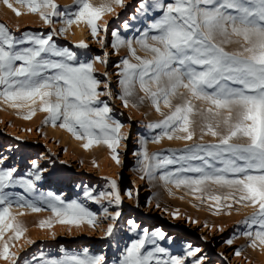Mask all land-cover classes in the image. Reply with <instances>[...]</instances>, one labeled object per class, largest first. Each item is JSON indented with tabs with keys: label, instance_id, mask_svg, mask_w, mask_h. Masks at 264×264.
<instances>
[{
	"label": "snow or ice",
	"instance_id": "6c2138e0",
	"mask_svg": "<svg viewBox=\"0 0 264 264\" xmlns=\"http://www.w3.org/2000/svg\"><path fill=\"white\" fill-rule=\"evenodd\" d=\"M4 2L9 8L13 7L9 0ZM18 2L28 4L30 11L38 12L49 24L53 23V17H63V23L68 26L76 21H86L93 36L101 30L106 31L97 21L104 12L113 10L111 5L94 7L89 0H76L74 11L59 10L54 0ZM115 3L124 7L123 0H115ZM156 7L162 15L135 41L151 54V59L138 56L132 41L113 33L116 42L112 47L127 46L139 61L122 60L120 84L123 91L119 99L125 106L129 98L143 103V97L135 93L138 83L156 110L160 111L161 102L171 106V98L180 94V89H186L192 99L207 105L205 109L198 110L206 121L204 128L220 139L218 143L195 144L178 150L179 154L174 152L167 156H150L146 147L148 141L145 140L139 171L154 179L157 171L177 165L173 171H165L160 178L177 187H193L194 191H202L204 186L214 184L232 190L229 196L235 197L239 193L238 202L258 206V211L244 222L248 229L244 234L254 237L253 245L256 241L264 245V0H170L166 4L157 3ZM14 11L21 14L16 9ZM64 31L66 29L60 30L61 33ZM149 31L153 34L149 35ZM56 34L53 29L46 36L17 37L0 23V97L33 103L39 97L43 102L41 110L50 114L49 120L53 125L60 121L59 126L73 132L77 139L86 137V149L103 141L115 154L116 162L120 163L117 146L125 139L120 134L123 125L112 119V109L99 99L104 93L99 91L101 81L94 75L95 61L81 62L75 52L59 48L53 40ZM233 37L242 38L240 51L229 52L222 46L240 42ZM25 44L29 46L22 47ZM77 47L87 49L88 45L81 41ZM96 59L100 60L99 57ZM100 62L107 63L106 60ZM153 84L156 90L151 87ZM107 94L110 96L111 91ZM192 99L184 98V102L176 105L165 119L148 125L150 130H161L152 138L153 142H159L162 137L194 138L190 130L195 124L191 117L196 114ZM13 106L22 105L14 103ZM221 125L224 131H218ZM96 129H99V135ZM175 133L185 135L174 136ZM234 140L245 142L235 143ZM33 167L40 168L38 164ZM13 173L12 169H0V239L7 231H14L12 239L23 234L22 226L15 222L16 218L11 213L14 203L34 212L42 210L37 203L16 201L8 194L6 189L17 183ZM35 179H40L38 173ZM23 184L28 191H35L32 180L23 181ZM111 188L114 191L99 193L95 197L91 192L85 195L98 204L103 198L111 197L109 204L119 206L122 201L116 180L111 181ZM210 199L219 203L221 196L212 195ZM45 203L62 224L78 225L83 221L94 224L97 219L82 204L66 203L58 196L46 197ZM119 217V211L111 216L113 223L107 227V236L113 235L115 221ZM129 223L132 231L139 228L134 222ZM141 232L142 238L131 241L124 248L119 264H185V258L178 256L163 258L167 255L166 249L157 245L155 239L156 236L165 239L163 232L155 233L153 238H149L146 229ZM148 244L155 247L149 250ZM199 252V248L190 249L186 257H194L193 264H203V259L197 255ZM9 254V244L5 242L3 258L8 259ZM236 254L239 255L240 250ZM54 264H104V257L90 256L85 251L83 255H70Z\"/></svg>",
	"mask_w": 264,
	"mask_h": 264
},
{
	"label": "rangeland",
	"instance_id": "374dc122",
	"mask_svg": "<svg viewBox=\"0 0 264 264\" xmlns=\"http://www.w3.org/2000/svg\"><path fill=\"white\" fill-rule=\"evenodd\" d=\"M89 2L96 7L111 5L113 9L104 12L97 21L101 29L106 28V31L101 30L97 36L92 35L91 26L86 21H76L68 26L63 23V17H53V23L49 24L38 12L30 11L26 3L9 0L13 6L9 8L4 0H0V23L6 25L15 36H46L55 29L57 34L53 36V40L59 48L75 52L81 62L95 61L94 75L101 81L99 91L104 93L99 99L112 109V119L123 125L120 134L125 137L117 146L120 159V163H117L113 158L115 154L103 141L86 149V137L77 139L73 132L59 126L60 121L53 125L49 120L50 114L41 110L43 102L39 97L34 103L8 101L0 97V169L14 170L13 175L17 181L6 191L16 201L34 202L42 208L41 211L34 212L29 207L13 204L11 213L16 218L15 222L22 226L23 234L18 239H12L14 231L4 233L3 239H0V263L13 264L15 261V264H54L62 262L67 256L83 255L87 251L90 256H103L104 264H119L124 248L131 241L142 238L141 230L146 229L149 238H153L157 232L165 234L163 240L155 237L157 245L166 249L164 259L178 256L185 258V264H193L195 258L186 257V253L190 249L199 248L197 255L203 259V264H264V245L259 241L253 245L254 237L244 234L248 230L244 222L258 211V206L238 202L239 193L235 197L229 196L232 190L214 184L204 186L202 191H194L193 187H177L160 178L165 171H173L177 165L157 171L154 179L139 171L145 140L148 141L146 147L150 156H167L174 152L179 154L178 150L195 144L218 143L220 139L219 136L207 133L204 128L206 121L198 110L205 109L207 105L192 99L186 89H180L179 93L182 95L171 98V106H165L161 102L160 111L156 110L150 97L140 89L138 83L135 93L136 96L143 97V103L138 102L140 107L135 111L136 114L131 113L124 101L119 99L121 94L118 79L121 77L122 60L127 58L132 63L139 61L132 56L127 46L115 49L112 47L116 42L113 33H118L121 39L132 41L138 56L151 59V54L135 41L162 15L156 4H166L170 0H123L124 7L116 4L115 0ZM54 3L61 11L76 10V0H54ZM14 9L21 14L17 15ZM61 29L66 31L61 33ZM151 34L153 33L149 31V35ZM232 39L240 42L222 46L229 52L240 51L242 38ZM81 41L88 45L87 49L77 47ZM26 46L29 45H22ZM98 57L107 63H101L96 59ZM151 87L156 90L155 84ZM108 91H111L110 96ZM184 98L192 99L196 112L191 117L195 124L190 129L194 138L185 140L162 137L159 142H153L152 138L161 130H150L148 125L165 119L176 105L184 102ZM14 103L22 106L14 107ZM29 116L30 118H26ZM218 131H224L222 125ZM96 133L99 135V129H96ZM83 152L92 153V156L83 160ZM34 164L40 166L39 170L33 167ZM37 173L40 175L39 180L35 179ZM26 180L35 183L34 192L26 189L23 184ZM112 180L117 181L120 191L122 202L119 206L109 204L111 197L103 198L98 204L85 195L86 192H91L95 197L99 193L114 191L111 188ZM212 195L221 196L219 203L210 199ZM51 196H58L66 203L82 204L97 217L95 223H59L45 203V198L50 199ZM116 211L120 212V217L115 221V231L112 236H107V227L113 223L111 216ZM190 212L204 213L207 217L193 216ZM211 218L215 221L211 222ZM130 221L139 228L132 231ZM229 240L232 242L228 243ZM5 242L9 244L8 259H4L2 255ZM146 247L151 250L155 245L148 244ZM237 250H240L239 255L236 254Z\"/></svg>",
	"mask_w": 264,
	"mask_h": 264
},
{
	"label": "bare ground",
	"instance_id": "6f19581e",
	"mask_svg": "<svg viewBox=\"0 0 264 264\" xmlns=\"http://www.w3.org/2000/svg\"><path fill=\"white\" fill-rule=\"evenodd\" d=\"M94 7H96V5H93ZM109 18V17H108ZM107 18V19H108ZM81 22V21H80ZM103 27H104V24H103ZM228 51V50H227ZM120 79H121V77L118 79V81H119V85H120V94H122V91H123V89H122V86H121V84H120ZM127 107H128V109L131 111V113H134V114H136V110L140 107L139 106V103L134 99V98H129V101H128V104H127ZM125 114V113H124ZM223 126V125H222ZM220 130H221V128H220ZM216 140V139H215ZM234 142V141H233ZM241 142H242V140H241ZM88 152H89V150H88ZM82 153L81 155H82V159L83 160H88L89 159V157L90 156H92L91 154L92 153ZM213 204H215V203H213ZM99 206V205H98ZM206 207V206H205ZM215 208V207H214ZM208 210V209H207ZM214 212V211H213ZM193 216H196V215H201L202 217H207V215L206 214H204V213H195V212H190ZM191 215V216H192ZM214 216V215H213ZM209 218V217H208ZM212 219V220H211ZM211 219H209L211 222H213V221H215V219L214 218H211ZM206 222V221H205ZM213 227V226H212ZM160 229V228H159ZM165 231V230H164ZM188 242H190V241H188ZM3 262V261H2ZM1 264V263H0Z\"/></svg>",
	"mask_w": 264,
	"mask_h": 264
}]
</instances>
